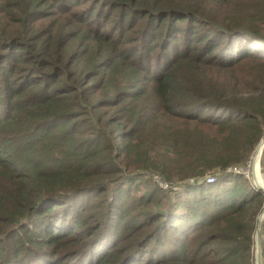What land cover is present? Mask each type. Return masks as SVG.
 Here are the masks:
<instances>
[{"label": "trees", "instance_id": "obj_1", "mask_svg": "<svg viewBox=\"0 0 264 264\" xmlns=\"http://www.w3.org/2000/svg\"><path fill=\"white\" fill-rule=\"evenodd\" d=\"M263 137L264 0H0V264H256Z\"/></svg>", "mask_w": 264, "mask_h": 264}, {"label": "rangeland", "instance_id": "obj_2", "mask_svg": "<svg viewBox=\"0 0 264 264\" xmlns=\"http://www.w3.org/2000/svg\"><path fill=\"white\" fill-rule=\"evenodd\" d=\"M257 149H258V146H257L256 150L253 152V155H252L249 163L247 164V166L242 168V170H244L245 172H247L249 174V176L247 177V175L244 173V176L246 178H248L253 183H254V175H255L257 181L259 182L257 170L262 175L261 177L264 180V173L262 171V163H261L263 152H262V155H257ZM263 151H264V149H263ZM256 164H257V168H256ZM160 187H161V185H160ZM134 194H137V197L139 195L135 189L132 190V195H134ZM133 197H135V196H133ZM261 236H262V234H261ZM255 254H256V233H255Z\"/></svg>", "mask_w": 264, "mask_h": 264}, {"label": "water", "instance_id": "obj_3", "mask_svg": "<svg viewBox=\"0 0 264 264\" xmlns=\"http://www.w3.org/2000/svg\"><path fill=\"white\" fill-rule=\"evenodd\" d=\"M258 148L260 149V155H262L263 149H264V138L260 141ZM257 149V151H259ZM264 182V180H263ZM254 183L255 185L264 191V183L261 184L257 181L255 175H254ZM264 218V211L259 215L258 217V223H257V230H256V264H264L263 260V253H262V236H261V225Z\"/></svg>", "mask_w": 264, "mask_h": 264}, {"label": "built area", "instance_id": "obj_4", "mask_svg": "<svg viewBox=\"0 0 264 264\" xmlns=\"http://www.w3.org/2000/svg\"><path fill=\"white\" fill-rule=\"evenodd\" d=\"M242 168H244V167H235V168H233V170L234 171H236V172H241V173H245L246 175H247V177L249 176V174L247 173V172H245L244 170H242ZM209 181H213V180H215V179H213V177H209V179H208Z\"/></svg>", "mask_w": 264, "mask_h": 264}, {"label": "bare ground", "instance_id": "obj_5", "mask_svg": "<svg viewBox=\"0 0 264 264\" xmlns=\"http://www.w3.org/2000/svg\"><path fill=\"white\" fill-rule=\"evenodd\" d=\"M259 149V148H258ZM257 155H260V149L259 151H257ZM256 168H257V164H256ZM257 173H258V180H259V183L263 184V178L261 177L262 175L259 173V171L257 170Z\"/></svg>", "mask_w": 264, "mask_h": 264}]
</instances>
